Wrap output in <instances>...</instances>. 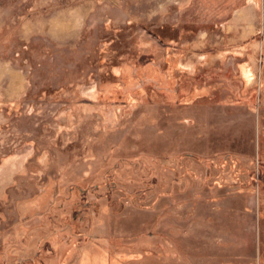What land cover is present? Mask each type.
Masks as SVG:
<instances>
[{
  "label": "rangeland",
  "instance_id": "1",
  "mask_svg": "<svg viewBox=\"0 0 264 264\" xmlns=\"http://www.w3.org/2000/svg\"><path fill=\"white\" fill-rule=\"evenodd\" d=\"M19 155L0 264H264V0H0Z\"/></svg>",
  "mask_w": 264,
  "mask_h": 264
},
{
  "label": "crops",
  "instance_id": "2",
  "mask_svg": "<svg viewBox=\"0 0 264 264\" xmlns=\"http://www.w3.org/2000/svg\"><path fill=\"white\" fill-rule=\"evenodd\" d=\"M23 155L19 156H9L3 158L0 162V182H9L12 180L13 172L17 169L18 166L22 165ZM93 261L87 260V255L85 254H78L73 262L69 264H106L105 260L102 258V254L100 252L97 255H93ZM28 260V258H26Z\"/></svg>",
  "mask_w": 264,
  "mask_h": 264
}]
</instances>
